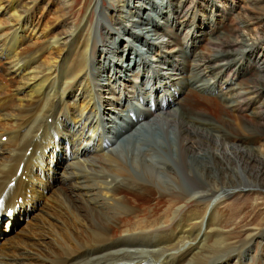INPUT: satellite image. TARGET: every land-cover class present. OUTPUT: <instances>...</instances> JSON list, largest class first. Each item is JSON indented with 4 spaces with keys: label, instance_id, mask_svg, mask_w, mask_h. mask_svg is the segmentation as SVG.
Listing matches in <instances>:
<instances>
[{
    "label": "bare ground",
    "instance_id": "obj_1",
    "mask_svg": "<svg viewBox=\"0 0 264 264\" xmlns=\"http://www.w3.org/2000/svg\"><path fill=\"white\" fill-rule=\"evenodd\" d=\"M104 1L94 0L75 19V1L70 0L67 7L72 20L53 12L50 21L44 11L39 17L34 13L41 0H0V5L10 4L6 12H0V264H229L232 255L236 257L232 264H264V256L258 263V257L247 250L254 237L238 244L237 251L227 244L225 233L208 227L214 212L206 222L204 216L192 213L190 228L188 222H176L173 229H167L182 208L199 203L200 197L206 198L207 210L214 201L229 196L230 190H264L257 170H264V153L255 146L256 139L264 137V30L253 26L255 18L244 15L238 28L209 39L205 53L196 51L189 57L191 46L202 44L211 32L209 28L203 31L199 23L202 4H211L217 12L214 18L227 10L231 13L234 4L221 7L214 0H202L195 6L193 0H171L165 34H160V25L153 24L154 37L137 40L153 47L149 59L144 44L139 47L133 40L141 35L131 31H127L133 42L129 47L134 46L131 53L141 59L121 46L108 48L114 55L105 57L107 43H121L126 36L115 34L114 38L111 24L121 19L118 13H107ZM100 2L111 24L101 19L88 22L89 13ZM157 9L158 5H152V10ZM192 29L200 32L196 39ZM31 33L37 38L30 37ZM182 42L186 49L178 48ZM115 57L131 61L119 67L125 78L107 74L96 84L108 67L115 71L116 61H110ZM104 59L102 66L98 62ZM191 71L214 78L207 82L216 88L215 98L187 89L183 75ZM251 71L256 73L252 78ZM245 80L247 85L239 87ZM125 81L130 86L124 85L122 91L119 86ZM104 91L111 95L113 111L103 112ZM218 98L225 112L240 119L245 117L242 110L263 101L253 109L261 124L238 135L227 116L212 120L207 109L217 106ZM133 102L141 108L135 116L129 111ZM246 102L252 106L242 107ZM120 122L126 123V129L118 134ZM142 137L150 146L140 152V161H128L113 151L119 144H143ZM161 153L171 158V163L161 161L166 181L145 163L152 154L162 159ZM64 161L59 187L54 184L55 174L57 164ZM172 163L189 181V190L180 188ZM130 167L144 179L135 177ZM254 174L256 179L250 180ZM67 180L73 182L66 184ZM8 207L12 213H6ZM214 231L218 233L208 246Z\"/></svg>",
    "mask_w": 264,
    "mask_h": 264
},
{
    "label": "rangeland",
    "instance_id": "obj_2",
    "mask_svg": "<svg viewBox=\"0 0 264 264\" xmlns=\"http://www.w3.org/2000/svg\"><path fill=\"white\" fill-rule=\"evenodd\" d=\"M74 1H75V3L73 5L72 9H73V14H74L73 16H75V19H77L78 16L82 17L83 12L87 11V9L89 7H92L94 5V3H93L94 0H92L91 2H90V0H73V2ZM136 1L137 0H105L103 6H105V8L107 9L106 10L107 13L108 14H114V13L117 14L118 13L119 18L121 19L120 22L115 21L113 24H111L109 22L108 15L102 13L101 2L99 5H97L96 9L92 10V12L89 13V17H88L89 23L95 24L96 20L101 19L103 22H105L107 24H111V28L114 31H116V32H114V38L116 35L119 38L126 36L125 38H126L127 42L124 40H121V43H119V41L116 40L117 42L115 43V40H110L107 43V45L103 48V50L106 51L105 57L106 56L107 57H113L112 55H114V54L113 53L111 54L107 50L109 48V51H112V49H115L116 46L117 47L121 46L122 50L129 51V55L132 57L134 56L135 59H136V57H138V58L140 57L135 52H133V55H132V53H131L132 49L131 48L134 49V46L129 47V45H131V43H133V42H132V38H130V37L128 38L127 31H131L133 33H136V36L139 34L141 35L140 39L139 38L134 39V37H133V40L135 41L136 45L139 47H141L140 45H143L144 43L141 44V43L137 42V40H140V42H141L142 37L148 36V39H151V37H154L153 24L160 25L159 32H161L160 34L164 33L165 19L168 16V14L166 15L165 13L168 11L170 13V12H172V9H173L172 6H171V9L169 7L171 0H161L160 2H157L156 0H142V1L138 0L140 2H136ZM167 1H169V2H167ZM189 1H190L189 3L192 2V0H189ZM201 1L202 0H193V2L196 3L195 6H197V4H199ZM110 2H112V4H110ZM142 2L145 4H143ZM214 3H217L219 6L221 5V7L224 5H227L226 7H232V5L234 4L232 7L233 10L231 11V13L228 12V10L226 13H223V14L218 13V15L220 14L219 17L214 18V15H216L217 12L215 11L214 8H211V4H209V5L205 4V3L202 4V5H204V7L203 8L201 7V10L198 12V16H201V18H202V19H199V23H201L204 26L203 31L204 30L207 31L209 28V30L211 29L210 31L213 33L211 35L210 34L211 32H210L208 35H206L205 39L202 41L203 42L202 44H200V42H199V44L198 43L195 44V46L197 45L196 47L192 45L191 46L192 51H190L188 54L189 57H192V53H194L196 51L205 53V51L207 50L208 44L210 43L209 39L214 40V39L218 38L219 36L223 35L227 31L226 29H230V28L233 29L236 27L238 28L239 24H237V23L240 20H242L241 18H244V15H248L252 19L255 18L253 21L257 24H255L253 26L256 28L259 26V29L264 30V0H233V1L232 0H214ZM154 4L156 6L158 5V9L156 12H158L159 14L156 13L155 10H152V5H154ZM68 5H71L70 0H41V3H38V5L36 6L34 13H35L36 17H39V15L44 11V13H45L44 18L46 20L50 19V21H51L52 20L51 18L53 17V12H55V13H57V15L65 17V20L71 21L72 18L69 15V10H70L69 7L70 6L67 7ZM143 5H146V6H143ZM9 8H10V4L9 5L1 4L0 5V12H2V11L6 12ZM98 10L100 11V15L97 12ZM133 10H135V11H133ZM139 10H140V13L138 15L137 12ZM218 10L219 9H217V11ZM51 14H52V16H51ZM101 15H102V17H101ZM145 15L147 17H149V15H150L153 19L149 18L150 21L147 20L146 22H144L145 18H147ZM156 15L159 18H156ZM116 16L117 15H115V17ZM211 16H213L212 19H211ZM227 16H228V18H227ZM216 19H218V20H216ZM255 20L256 21L259 20L260 22L259 21L256 22ZM224 21H225L226 27H221L224 24ZM251 23H252V21H251ZM220 27H221V30H220ZM183 29H184V31H187V27L186 28L184 27ZM192 31L195 33V37H193V38L196 39V37L199 35L200 32L198 30L196 32L193 29H192ZM182 33H184V32L182 31ZM214 35H216V36H214ZM30 37L35 39V38H37V35L35 36V35H33V33H31ZM193 44H194V42H193ZM184 46L185 45L182 42V44L178 48L182 49V48H184ZM193 48H195V49H193ZM184 49H186V48H184ZM144 52H145V57L147 59H149L152 55L153 47L152 46L148 47L146 44H144ZM122 53H124V52L123 51L121 52V57L123 56ZM109 54H110V56H108ZM117 58H119V57H115V58L110 59V61H112V59L114 60V62L116 61L115 71H111V69H109V67H108L107 68L108 73H107V71H105V73L101 72L99 74V77H98L99 80H98V82H96V84H100L101 80L103 79L102 77H104V75H107V74L111 77L117 76L120 80H123L125 78V76H121L122 72H120V70H119L120 66H122V68L125 66L124 58L122 59V61L116 60ZM140 59H141V57H140ZM104 61H106V59H104L102 62L99 61L98 63L103 66ZM235 61L236 60H234V62ZM129 63H131V61ZM129 63L127 62V64H129ZM244 64L246 65L245 62H244ZM236 66H237V68L239 67L238 65H236ZM135 70H136L135 67H133L132 72L134 73ZM132 72L129 73V76H130V74H132ZM193 73H195V75ZM251 73L250 74L252 75L251 76V78H252L253 75L256 73L252 72V71H251ZM250 74L247 73V74H245V76H250ZM100 75H102V76H100ZM207 75H208V73L205 76H204V74L200 75V73L197 75V73L193 72V71H191V73L189 72L188 75H183L184 79L187 76V78H186L187 89L190 88V91H193L192 94L197 93L198 96L201 94L204 98H206V97L215 98L217 96L216 88L214 87L211 89V85H209V81L207 82V80H210L211 82H213L212 80L214 78L211 79V76L210 75L207 76ZM129 76H127V77L129 78ZM217 76H220V73ZM191 78H193V79H191ZM202 79L205 80V82ZM246 83H247L246 80L243 81L239 87L246 86L247 85ZM124 85L130 86L129 83H127L125 81L123 83L122 87L119 86V89L122 90L124 88L123 87ZM199 86H200V90H199ZM100 90H102V89H100ZM208 91H210V92H208ZM75 94H76V92H75ZM80 94H81V92L78 91V95H80ZM110 96L111 95L109 92L104 91L102 93V96H101L102 100L100 101L101 104H102V101L103 102H104V100L106 101V104L104 103L105 106L103 108V112L104 111H108V112L113 111L112 110L113 107L111 106L112 103L110 100ZM219 100H220L219 98H218V100H215V102L217 103V106L215 105L213 108H208L207 111L210 113V115L212 116L211 119L212 120L214 119V121L227 116L231 120L230 122H228V124L232 128V131L234 133L239 135L244 131V129L255 128L261 122L260 119H258V117H257V111H253V109L254 108L258 109L262 105L263 101L261 102V104L253 105V107L251 109H248L247 111H246V109L242 110V114L245 117L242 116L243 118L240 119L239 116L232 115L233 113L230 114L229 112H225L224 109H222V104H221V102H219ZM134 102H136V101L134 100ZM256 103H258V102H256ZM251 106H252V104H248L247 102L242 103V107H244V108L251 107ZM262 116H264V115H262ZM247 122H250V123L248 124ZM243 123H245L248 127L243 126ZM228 124L225 125V127H224V125H222L224 127V129L225 128L228 129ZM118 131H121V130H118ZM142 140H143V144H139V145L138 144H135V145L134 144L133 145L119 144L118 146H116L117 148L114 147L113 151H115V154L117 156L119 155V157H121V158H126V159H128V161L131 160L130 158H134L137 161H140L141 159H143L140 156L141 155L140 152L147 150L150 146V144H149L150 142H148L143 137H142ZM1 141H2V139H1ZM2 142H4V141H2ZM161 145L163 147L166 146L164 143H162ZM255 146H256V148L261 149V150H259L260 153H264V137L261 136L260 139H256ZM65 147L66 146L63 143V148H62V152H61V154H63V155H64ZM56 150L59 151L58 148ZM90 150L91 149H86L87 152H89ZM161 154H163V153H161ZM93 156H95V155H91V157H93ZM163 160L167 163H171V158H169L168 156H166L164 154L162 156V159L161 158L159 159V156H157L156 154H152L149 157H147V159L145 160V163L146 164L149 163L148 165H150L151 168L153 167L152 170L153 171L156 170V172L159 173L158 176H160V178L163 179L162 181H166L165 180L166 178L162 175V171L165 172L163 170V167L165 165L161 166V165H163L161 162ZM147 161H149V162H147ZM172 165L174 166V170L177 173V176H179V179L181 181V183L179 184L180 188H182L184 190L185 189L189 190V187H188L189 181L187 179L184 180V177L181 175L178 166L174 165V163H172ZM64 166H65V161L60 163V164L59 163L57 164V172L55 174L56 180H55L54 184L59 186V187L62 186L61 185V181H62L61 172H62ZM169 167H171V166L169 165ZM257 168H258L257 170L259 171V174H260L258 179L260 178L261 182H264V170L261 171L260 167H257ZM130 170L135 177H139L141 179H144V176H142L140 171H138L137 169L130 167ZM256 177H257L256 174H254L253 176L249 177V179L254 180V179H256ZM67 182H68V180L65 183L69 184L73 181L68 182V183ZM250 189L251 188L247 187V188H244L242 190H240L239 188L234 189V190H230V191H228L229 196H227L223 199L221 198V200L214 201V206H212L210 209H209V207H210L209 206L207 208V210H205L207 202L203 203V202H205L206 198L200 197L201 199L199 198V200H197V202H199V203L191 202V204H188V206H185L184 208H182L181 214H179V216L175 220H173V222L171 223L172 226L170 225V227L167 229H169V230L173 229L176 222H181L182 224L188 222V228H190L191 221H194V218L192 217V213H195L197 215V217L198 216L199 217L204 216V222H206L210 212H214V220H213L212 224H210V223L208 224V227H212V228L216 227V228L220 229L223 232V234L225 233V236L228 237L227 244H229L232 248H236L237 251L241 248L238 244L241 245L242 243L246 242V240H249V239L254 237L252 242H251L252 244H249L250 247L247 250H249V252L251 253V256L256 257V258L258 257L257 262L259 263L264 256V246L260 245V244H262V242L264 243V236H263L264 235V230H263L264 229V190L262 191V190H256V189L250 190ZM181 205H183V204H178L176 207H181ZM204 210L206 211L205 213H204ZM196 211L198 214L196 213ZM184 217L185 218L188 217V218L185 219ZM30 219L31 218H29V221H30ZM29 221H27V222H29ZM21 225L24 226L25 223H23ZM21 225H19V228ZM164 229H166V228H164ZM204 231H205L204 233H206V230H204ZM204 233L202 235H204ZM217 233L218 232H216V231L212 232L213 235L211 234L210 237L207 239V245L208 246L214 242V237ZM202 235L199 236V238L196 240V242H193L192 245H195L198 242V240L200 239V237L203 238ZM260 235L263 236V239H261V240L259 237ZM247 247L248 246H246V248ZM247 250L244 253V255L248 254ZM260 250H261V252H260ZM226 254H228V253H226ZM226 254H222V255H226ZM231 257H234V259L229 264H232L234 261H236L235 256L232 255L229 258H231ZM246 258L247 257H245V256L243 257V259H246ZM252 259L253 258L251 257L250 260H252ZM249 263L250 262H248L247 264H249Z\"/></svg>",
    "mask_w": 264,
    "mask_h": 264
}]
</instances>
